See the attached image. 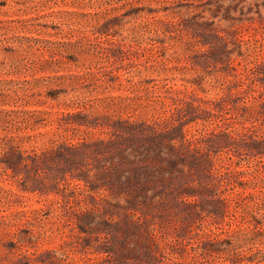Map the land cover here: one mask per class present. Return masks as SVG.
<instances>
[{
  "label": "rangeland",
  "instance_id": "1",
  "mask_svg": "<svg viewBox=\"0 0 264 264\" xmlns=\"http://www.w3.org/2000/svg\"><path fill=\"white\" fill-rule=\"evenodd\" d=\"M261 250L264 0H0V264Z\"/></svg>",
  "mask_w": 264,
  "mask_h": 264
},
{
  "label": "trees",
  "instance_id": "2",
  "mask_svg": "<svg viewBox=\"0 0 264 264\" xmlns=\"http://www.w3.org/2000/svg\"><path fill=\"white\" fill-rule=\"evenodd\" d=\"M251 238H246L244 241H250ZM262 262V263H261ZM264 250H261L260 253L255 252L251 256L245 259V264H264Z\"/></svg>",
  "mask_w": 264,
  "mask_h": 264
}]
</instances>
